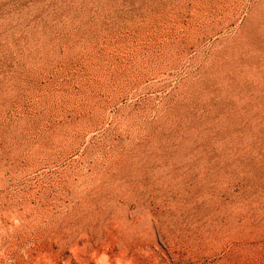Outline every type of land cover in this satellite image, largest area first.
I'll return each instance as SVG.
<instances>
[{"label": "rangeland", "instance_id": "1", "mask_svg": "<svg viewBox=\"0 0 264 264\" xmlns=\"http://www.w3.org/2000/svg\"><path fill=\"white\" fill-rule=\"evenodd\" d=\"M0 264H264V0H0Z\"/></svg>", "mask_w": 264, "mask_h": 264}]
</instances>
